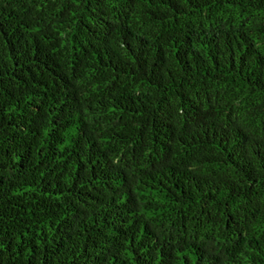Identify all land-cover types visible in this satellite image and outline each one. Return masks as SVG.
I'll return each instance as SVG.
<instances>
[{
    "label": "trees",
    "instance_id": "obj_1",
    "mask_svg": "<svg viewBox=\"0 0 264 264\" xmlns=\"http://www.w3.org/2000/svg\"><path fill=\"white\" fill-rule=\"evenodd\" d=\"M0 264H264V0H0Z\"/></svg>",
    "mask_w": 264,
    "mask_h": 264
}]
</instances>
